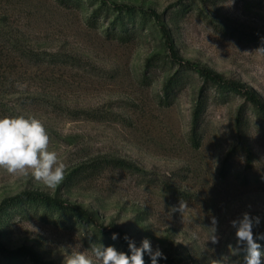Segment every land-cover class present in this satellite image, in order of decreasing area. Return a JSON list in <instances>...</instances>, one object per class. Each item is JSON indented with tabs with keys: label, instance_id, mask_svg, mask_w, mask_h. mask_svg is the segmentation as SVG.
<instances>
[{
	"label": "rangeland",
	"instance_id": "rangeland-1",
	"mask_svg": "<svg viewBox=\"0 0 264 264\" xmlns=\"http://www.w3.org/2000/svg\"><path fill=\"white\" fill-rule=\"evenodd\" d=\"M114 5L147 11L145 23L125 21L121 33ZM260 48L264 0H0V117L40 119L66 164L54 189L0 169V204L39 192L84 211L9 209L0 243L63 264L89 237L127 252V235L159 247L167 259L157 264H207L235 243L230 221L242 213L260 217L254 232L264 233V122L197 73L254 90L264 104ZM175 76L182 84L166 99ZM180 200L183 215L171 210ZM212 216L219 245L207 243Z\"/></svg>",
	"mask_w": 264,
	"mask_h": 264
},
{
	"label": "clouds",
	"instance_id": "clouds-1",
	"mask_svg": "<svg viewBox=\"0 0 264 264\" xmlns=\"http://www.w3.org/2000/svg\"><path fill=\"white\" fill-rule=\"evenodd\" d=\"M259 50L264 52V48ZM15 86L20 90L28 87L27 83L21 82ZM50 140L43 122L34 116L0 117V169L11 176H30L49 189L56 188L65 178L66 164L59 159L56 151L49 150ZM187 208V203L180 200L178 206H173L171 210L183 215ZM230 225L234 229L235 243H229L226 252L208 259L207 264H264V251L257 242L264 240V233L254 232V228L260 225V217L244 212L231 220ZM218 227L217 217L212 216L207 243L219 245L221 236ZM111 239L117 240L118 234L113 233ZM123 239L127 242V252L113 245L91 242L89 237L88 247L65 255L63 264H145L146 255L151 264H157L158 259H167L159 247L153 249L147 238L139 246L127 235Z\"/></svg>",
	"mask_w": 264,
	"mask_h": 264
},
{
	"label": "trees",
	"instance_id": "trees-1",
	"mask_svg": "<svg viewBox=\"0 0 264 264\" xmlns=\"http://www.w3.org/2000/svg\"><path fill=\"white\" fill-rule=\"evenodd\" d=\"M104 6L106 5H103V7ZM111 9L113 14L115 15V20H114L116 27L115 29L119 28L118 31H120L121 33L125 32L121 30L124 27L125 21H128L130 25L135 26L137 24V17H139V21L140 22L143 21V23H145L148 14L147 11H144L142 9L124 6V5L123 6L114 5L111 7ZM99 11L101 12L100 9ZM187 11L189 10L186 9V12ZM152 16L156 19L159 18L155 14H152ZM186 68L189 69L188 67ZM197 73L200 75L205 85L214 88L217 91V93L220 94L236 93L241 95L242 98L246 101V103L253 108L259 119L262 122H264V104L259 99V97L257 96L254 90L243 89L242 86L226 81L225 79H223L221 75L213 73L209 70H201V71L199 70ZM181 81H182L181 78L175 76L165 83L164 92L166 99H168V96L173 92L174 89H177V87L182 84ZM202 111H203V104L200 103L194 112L195 124H197V122L199 121ZM23 206L33 207L36 210L43 209L44 211L51 213L73 215L76 217H82L84 214V211L81 210L80 208L70 206L57 198H53L39 192H31V193L25 192L13 198L4 200L0 204V216L4 215L5 212H7V210L9 209H16ZM257 242L262 244L264 243V240H259ZM0 259L4 260L7 264H19V263L24 264L25 261L26 263L29 264H51L42 261L37 255L23 248L17 250H7L6 248H4V246L1 243H0Z\"/></svg>",
	"mask_w": 264,
	"mask_h": 264
}]
</instances>
